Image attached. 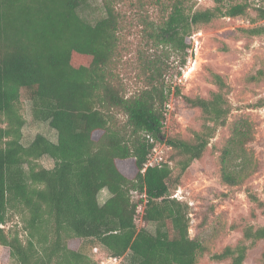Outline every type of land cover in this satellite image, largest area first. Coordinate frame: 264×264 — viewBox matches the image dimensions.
I'll return each instance as SVG.
<instances>
[{
  "label": "trees",
  "instance_id": "obj_1",
  "mask_svg": "<svg viewBox=\"0 0 264 264\" xmlns=\"http://www.w3.org/2000/svg\"><path fill=\"white\" fill-rule=\"evenodd\" d=\"M86 1L0 0V244L10 250L15 264H97L77 248L80 241L102 246L125 264H198L205 245L191 236L189 206L173 193L225 126L231 112L228 85L214 73L217 90L208 97L183 96L189 107L201 110V130L188 139L166 138L169 93L160 59L147 61L144 86L128 94L111 68L119 46L116 0H103L105 15L95 24L79 13ZM213 2L192 10L187 0H175L164 8L152 36L159 45H171L182 65L197 28L222 17L248 16L251 8L247 1ZM256 10V18L264 19V8ZM244 30L264 33L263 26ZM24 100L33 103L35 118L57 131L56 142L37 134L23 144ZM257 106H264V99ZM148 134L158 142L165 139L172 154L143 171L153 146ZM229 154L225 148L221 155L222 179L241 185L243 179L226 167ZM43 157L54 165L43 166ZM104 188L111 195L101 204L98 196ZM133 190L140 195L138 202L132 199ZM248 196L264 213V200L256 192ZM14 215L27 232L25 241L18 230H6ZM138 217L154 223L155 230L139 227ZM251 217H257L256 211ZM262 240L264 225L247 223L239 243L211 258L244 264L248 250Z\"/></svg>",
  "mask_w": 264,
  "mask_h": 264
},
{
  "label": "rangeland",
  "instance_id": "obj_2",
  "mask_svg": "<svg viewBox=\"0 0 264 264\" xmlns=\"http://www.w3.org/2000/svg\"><path fill=\"white\" fill-rule=\"evenodd\" d=\"M142 1L143 5L140 6L138 0H116L121 12L119 46L111 68L116 78L125 85L127 93L131 94L145 84L147 61L155 57L160 59V70L169 93L163 128L166 138L180 136L188 139L201 130V110L189 107L183 96L208 97L217 90L214 73L222 76L228 85L226 90L231 112L225 126L217 130L203 157L191 164L182 184L173 193V197L176 194L177 199L189 206L191 236L205 245L206 250L199 255L198 264H224L212 260L211 254L227 245L239 243L247 223L264 225V213L248 196V192L252 191L264 200V106H257L264 99V33L252 35L244 30L253 26L264 27V19L256 18V8H264V0H240L250 3L248 16L218 18L193 32L192 35L198 34V58L195 65L192 62L194 69L187 78H182L181 67L188 65L189 55L182 65L180 55L171 45H159L152 36L165 16L164 8H170L175 0ZM186 5L198 10L212 7L214 2L187 0ZM79 13L83 19L95 24L105 15L103 0H87L80 6ZM20 104L26 120L22 128L23 144L29 145L37 134L56 142L57 131L48 121L35 118L33 103L24 100ZM156 142L162 146L163 158L168 159L172 154L171 147L165 139ZM225 148L230 152L226 167L243 179L241 185L231 186L222 179L220 161ZM39 162L45 167L54 165L49 157H43ZM110 195L107 188L102 189L99 202L103 204ZM132 199L138 202L140 195H134ZM139 205L143 206V203ZM252 210L256 211V218L251 217ZM137 224L155 230L154 223H146L139 217ZM6 230H18L24 241L27 238V232L17 215L8 221ZM78 245L74 246L89 254L97 264L106 259L108 252L102 246L93 245L90 241H80ZM96 247L98 251H95ZM263 248L264 240L252 246L244 264H264L260 262ZM121 258L120 264H125ZM0 264H15L10 250L1 244Z\"/></svg>",
  "mask_w": 264,
  "mask_h": 264
},
{
  "label": "built area",
  "instance_id": "obj_3",
  "mask_svg": "<svg viewBox=\"0 0 264 264\" xmlns=\"http://www.w3.org/2000/svg\"><path fill=\"white\" fill-rule=\"evenodd\" d=\"M199 33V32H198ZM198 34L195 33L194 35L191 36V46L187 49L188 51V55H189V61H188V65H185V67H181L182 70V78H187L188 75L191 74V72L193 71V66L196 64L197 62V58H198V45H199V40L197 38ZM193 59L195 61H193ZM192 62L194 63V65H191ZM147 139L148 141L153 145L152 149L149 153L148 156V161L145 164V168L143 169V171L146 170L147 167L149 166H154L156 164H161L164 161V158L162 156V146H160L159 143H157L156 139L151 136V135H147ZM132 197L134 195L138 196V192L137 191H132ZM142 197L146 198V194L143 193L141 195ZM175 197L177 198V195L175 194ZM144 207L142 205L138 206V212L139 213H143ZM95 251H98V248H95ZM107 260V261H106ZM122 261L121 257H115L112 255H107L106 259H102L99 264H108L113 262L114 264H120V262Z\"/></svg>",
  "mask_w": 264,
  "mask_h": 264
},
{
  "label": "water",
  "instance_id": "obj_4",
  "mask_svg": "<svg viewBox=\"0 0 264 264\" xmlns=\"http://www.w3.org/2000/svg\"><path fill=\"white\" fill-rule=\"evenodd\" d=\"M3 226V225H2Z\"/></svg>",
  "mask_w": 264,
  "mask_h": 264
}]
</instances>
